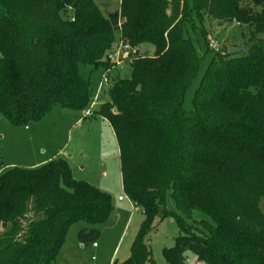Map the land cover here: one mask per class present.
Listing matches in <instances>:
<instances>
[{
    "label": "trees",
    "instance_id": "obj_1",
    "mask_svg": "<svg viewBox=\"0 0 264 264\" xmlns=\"http://www.w3.org/2000/svg\"><path fill=\"white\" fill-rule=\"evenodd\" d=\"M205 19L247 29L245 52L213 53L188 110L201 55L192 37ZM130 45L131 72L89 113L113 132L125 195L143 219L123 262L153 263L155 219L176 221L168 264H264V0H120L113 17L92 0H0V114L12 125L54 106L85 112L91 81L79 65L109 70L115 41ZM149 44L152 55H139ZM172 203V208L169 207ZM210 220L190 221L193 211ZM111 196L76 180L56 157L0 172V264H54L75 221L96 243Z\"/></svg>",
    "mask_w": 264,
    "mask_h": 264
},
{
    "label": "rangeland",
    "instance_id": "obj_2",
    "mask_svg": "<svg viewBox=\"0 0 264 264\" xmlns=\"http://www.w3.org/2000/svg\"><path fill=\"white\" fill-rule=\"evenodd\" d=\"M92 1L108 18L113 17L119 9L120 0ZM203 28L207 41L212 40L219 52L226 47H242L241 44L245 39H242L241 33L247 35V29L235 23L219 24L217 21L205 19ZM192 37L196 39V49L202 59L198 73L184 97L183 106L188 110L193 108L194 91L214 53L211 48L207 50L199 28L195 30ZM118 42L119 40L114 44ZM153 51L154 48L151 45L143 44L139 47L138 53L150 56ZM79 72L91 81L90 109L94 112L102 103L108 101V88L112 85V81L116 78H129L131 67L129 61H122L119 65L110 66L106 73L101 67L79 65ZM104 76L109 82L101 84ZM77 120H83V124L76 123ZM64 145L69 147L65 149ZM61 148L65 150V154L60 151ZM55 154H59L60 158H67L74 179L86 181L108 193L111 196L114 211L108 220L94 226L99 231L95 240L97 247H93L92 242L82 244L79 241L78 233L87 225L81 220L73 222L67 228L65 241L58 251L54 264L123 262L129 256L130 245L143 215L139 210L134 209L122 189L118 149L109 123L99 118H85L82 112L59 106H54L41 120L21 125L10 124L0 114V170L15 166L34 168L40 165L39 162ZM118 195L124 197L123 202H117ZM169 207L172 208L171 202ZM260 209L264 213V199L260 201ZM199 220L210 219L199 211H193L190 221L193 223ZM153 225L154 230L147 239L153 263L146 264H168L162 250L174 245V239L179 235L178 225L170 218L155 219ZM187 259L191 264L194 256L187 254Z\"/></svg>",
    "mask_w": 264,
    "mask_h": 264
},
{
    "label": "built area",
    "instance_id": "obj_3",
    "mask_svg": "<svg viewBox=\"0 0 264 264\" xmlns=\"http://www.w3.org/2000/svg\"><path fill=\"white\" fill-rule=\"evenodd\" d=\"M208 47L213 49L215 52L219 51L212 40H209ZM133 52H134V49L130 45L123 44L119 41L117 44H113L110 51H109L110 63H112V66H113L114 64L119 65L120 63H122V61L131 62L132 60L130 58V55L133 54ZM122 58H124V59H122ZM107 72H108V70L106 71V73ZM108 82H109L108 79L106 78V76H104L100 83L106 84ZM101 84H100V86H101ZM123 199H124V197H122V196L118 197V200H123ZM131 203L133 204L134 209L139 210L143 214L142 209L137 207L132 201H131ZM92 246L96 247V243H93ZM191 264H206V263L203 261L195 259Z\"/></svg>",
    "mask_w": 264,
    "mask_h": 264
},
{
    "label": "crops",
    "instance_id": "obj_4",
    "mask_svg": "<svg viewBox=\"0 0 264 264\" xmlns=\"http://www.w3.org/2000/svg\"><path fill=\"white\" fill-rule=\"evenodd\" d=\"M97 99H98V97H97ZM82 113H83V116H85V118H86V117H90V116H89V115H90L89 113H91L90 105H89L88 110L85 111V112H82ZM91 118L96 119L95 117H91ZM99 119L105 120V119H103V118H99ZM105 121H106V120H105ZM82 122H83V120H82V121H81V120H77V121H76V123H78V124H80V123L83 124ZM67 147H69V146L64 145V148H65V149H66ZM60 151L62 152L63 149L61 148ZM60 151H58V152L60 153ZM64 151H65V150H64ZM64 151H63V152H64ZM58 152H57V153H58ZM63 152H62V153H63ZM64 154H65V152H64ZM58 155H59V154H55V155H53V156H50V157L46 158L45 160H42L41 162H39V164L42 165V164H44L45 162H47V161H49V160H51V159H53V158L59 157ZM66 155H67V154H66ZM68 157H69V156H68ZM64 159L67 160V158H64ZM68 163H69V162H68ZM69 165H70V164H69ZM70 168H71V166H70ZM2 170H3V168L0 170V172H1ZM71 171H72V169H71ZM120 196H121V195H118V196H117V198H116L117 202H123V201H124V199H123V200H118V197H120ZM122 197H123V196H122ZM135 210H137V209H135ZM112 215H113V214H112ZM112 215H111V216H112ZM142 215H143V214H142ZM142 219H143V218H142ZM142 219L140 220L139 223H141ZM96 247H97V245H96ZM195 259H196V258L194 257V260H195ZM187 260H188V259H187ZM188 263H189V262H188Z\"/></svg>",
    "mask_w": 264,
    "mask_h": 264
},
{
    "label": "water",
    "instance_id": "obj_5",
    "mask_svg": "<svg viewBox=\"0 0 264 264\" xmlns=\"http://www.w3.org/2000/svg\"><path fill=\"white\" fill-rule=\"evenodd\" d=\"M115 16V14L113 15ZM246 48L244 47H229L228 48V53L229 54H238V53H242V52H245Z\"/></svg>",
    "mask_w": 264,
    "mask_h": 264
}]
</instances>
